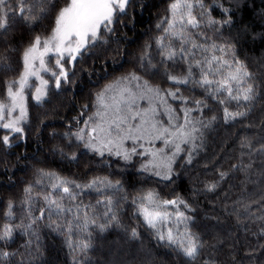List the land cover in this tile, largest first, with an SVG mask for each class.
I'll return each mask as SVG.
<instances>
[{
	"label": "snow or ice",
	"instance_id": "1",
	"mask_svg": "<svg viewBox=\"0 0 264 264\" xmlns=\"http://www.w3.org/2000/svg\"><path fill=\"white\" fill-rule=\"evenodd\" d=\"M148 7L141 0H0V149L26 146L33 130L39 137L44 120L37 116L33 126L29 101L53 110L62 97L75 101L78 80L94 75L99 61L103 82L65 121V131H52L60 142L51 151L76 164L98 157L115 169L80 179L33 166V180L0 209V264H47L42 228L65 236L74 264H85L96 237L112 228L141 244L143 228L183 264H264V112L252 119L264 99V0L258 9L255 0H169L152 42L130 52L123 29ZM258 45L259 55H250ZM218 121L244 130L236 137L235 162L228 170L217 167V178L195 177L186 192L172 187L198 163L205 133ZM230 173L243 174L242 192L259 185L258 198L249 193L230 210L224 191L220 212L214 197L198 218L197 197L217 193ZM8 180L15 187L12 175ZM92 192L101 198L85 203ZM124 204L134 223H125ZM248 221L261 226L252 231ZM225 245L227 258L220 260Z\"/></svg>",
	"mask_w": 264,
	"mask_h": 264
},
{
	"label": "trees",
	"instance_id": "2",
	"mask_svg": "<svg viewBox=\"0 0 264 264\" xmlns=\"http://www.w3.org/2000/svg\"><path fill=\"white\" fill-rule=\"evenodd\" d=\"M142 3L148 4L149 7L146 10L137 9L135 24H129L123 29V32L127 34V40L124 42V47L130 51L135 52L139 50L145 42H152L153 37L157 34L155 24L157 18L165 14V10L169 0H141ZM255 7L258 9L261 7V0H255ZM260 46H256L255 49L250 50V55L258 56ZM155 50V45H153ZM131 60V57H128ZM124 64V68L132 67L131 63H127L121 60ZM87 67V65H85ZM96 72L89 77L87 74H83L78 80L73 95H75V101L69 99V97H62L55 105H46L45 108H35L33 102L29 101V111L32 117V124L35 126L38 123L37 116L43 118L44 125L40 128V136L37 137L34 134V130L29 132L30 139L25 146L23 142H20L18 146L9 150L8 153H4L0 149V209L4 207V201L9 196L18 197L21 193V189L24 186L25 181L33 180L34 167L52 168L62 175L72 176L83 179L86 176L91 175H109L115 169L106 168L98 157L89 156L88 162L82 161L80 164L69 163L66 160H62L58 155L51 151L53 145L59 143V138L53 139L51 136L52 131L55 129L57 132L65 131V121L71 116L77 115L79 106L85 103L90 98V93L97 87V82H103L102 77L104 73L101 71V64L99 61L95 64ZM119 67V65H117ZM112 65L110 64L107 71H111ZM168 86V85H163ZM185 94H190L187 89H183ZM0 91H2V85H0ZM199 97L202 95L201 90L197 89L194 93ZM209 103L219 113V106L215 105L212 101ZM262 112H264V99H261L252 119L254 122H258ZM207 114V111H206ZM246 123V122H245ZM46 126V127H45ZM244 130L239 124L225 125L222 121L214 126L213 129L208 130L205 133L206 140L204 148L201 150L200 155L196 158L198 163H195L194 168H189L183 175L182 179L177 180V184L172 187H177L179 191L186 192L193 184L194 178L200 179H214L216 177L215 169L217 167L220 170H228L230 165L235 162L238 155L236 137ZM248 134H251L249 132ZM26 153L27 158H24ZM20 155L21 159H17ZM257 166L259 165L260 158L256 157ZM204 164H207V168H204ZM8 166L10 171L5 172V166ZM184 172V169H180ZM8 175H12V180L15 182V187H12L8 180ZM244 179L242 173H230L228 179L222 182L220 189L215 194L200 195L197 199L200 201V208L198 211L202 214L205 210L208 200H214L217 205V212H220L219 205L225 200L223 192L227 191L230 199L226 202L231 210L233 201L236 199L247 197L249 193L256 192L259 185L249 183L247 185L248 192H242L240 181ZM252 179L257 180L259 177L253 175ZM229 184L233 185L229 188ZM149 187H157L162 190L163 193L171 191V187L165 188L164 184H155L152 181H148ZM127 187V185H126ZM139 187V185H138ZM110 194V193H109ZM259 193L253 198H258ZM97 198H101L97 193L92 192L82 197L85 203L91 201L95 203ZM124 211L122 217L125 223H134L130 219L132 215V209L128 204L123 205ZM243 211L242 209H240ZM253 211H256L253 208ZM259 214V213H257ZM0 223H3L2 217H0ZM234 223V218L228 222L230 226ZM261 226L257 221L252 223L248 221V227L252 231H257ZM143 243L139 241H130L125 234L117 228H112L106 233H103L96 237L94 247L89 251L88 258L85 260V264H183L179 259L173 260L171 256L165 255L166 250L158 246L154 239L150 235L146 234V231L142 228ZM241 237V244L244 242V234L241 231L239 233ZM79 237L78 234H74L71 239L75 242ZM248 239L255 242V238L249 234ZM65 236L60 233L53 232L48 228L41 229V242L44 245L47 264H74V254L65 242ZM230 241H226L229 243ZM23 243V239L18 237L17 244ZM219 246L223 248L218 259L225 260L227 257V247ZM77 258H81L77 255Z\"/></svg>",
	"mask_w": 264,
	"mask_h": 264
}]
</instances>
